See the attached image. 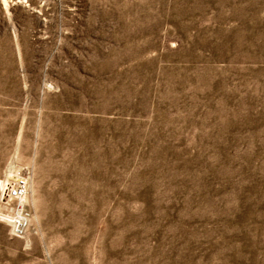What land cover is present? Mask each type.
Wrapping results in <instances>:
<instances>
[{
  "label": "rangeland",
  "instance_id": "374dc122",
  "mask_svg": "<svg viewBox=\"0 0 264 264\" xmlns=\"http://www.w3.org/2000/svg\"><path fill=\"white\" fill-rule=\"evenodd\" d=\"M16 170L0 264H264V0H0Z\"/></svg>",
  "mask_w": 264,
  "mask_h": 264
},
{
  "label": "built area",
  "instance_id": "2783aa9c",
  "mask_svg": "<svg viewBox=\"0 0 264 264\" xmlns=\"http://www.w3.org/2000/svg\"><path fill=\"white\" fill-rule=\"evenodd\" d=\"M30 176L27 170H16L0 179V221L9 227L14 239L23 238L30 229L32 213L27 199Z\"/></svg>",
  "mask_w": 264,
  "mask_h": 264
},
{
  "label": "bare ground",
  "instance_id": "6f19581e",
  "mask_svg": "<svg viewBox=\"0 0 264 264\" xmlns=\"http://www.w3.org/2000/svg\"><path fill=\"white\" fill-rule=\"evenodd\" d=\"M8 172H11L10 170H7Z\"/></svg>",
  "mask_w": 264,
  "mask_h": 264
}]
</instances>
